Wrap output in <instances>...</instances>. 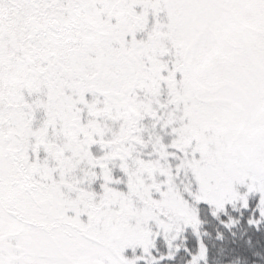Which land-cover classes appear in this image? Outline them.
<instances>
[{
    "label": "snow or ice",
    "instance_id": "snow-or-ice-1",
    "mask_svg": "<svg viewBox=\"0 0 264 264\" xmlns=\"http://www.w3.org/2000/svg\"><path fill=\"white\" fill-rule=\"evenodd\" d=\"M0 264H264V0H0Z\"/></svg>",
    "mask_w": 264,
    "mask_h": 264
}]
</instances>
